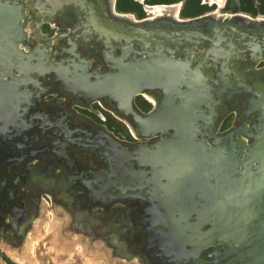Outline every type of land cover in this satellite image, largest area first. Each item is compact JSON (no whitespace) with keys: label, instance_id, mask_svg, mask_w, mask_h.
Listing matches in <instances>:
<instances>
[{"label":"water","instance_id":"water-1","mask_svg":"<svg viewBox=\"0 0 264 264\" xmlns=\"http://www.w3.org/2000/svg\"><path fill=\"white\" fill-rule=\"evenodd\" d=\"M81 1L86 4H78L77 0H0V128L15 125L12 124L13 115L17 117L19 110L26 109L21 100L27 105L26 101L34 98L27 86L30 87L35 77L43 76L47 69L43 63L31 62L35 58L34 50L25 52L20 46L25 44L21 23L26 15L24 8L27 13L42 12L54 18L60 17V13L56 12L63 10L64 4H71L77 10L74 15L78 21L85 20L89 27L97 29L96 32L104 30L111 37L110 45H106L111 51L121 45L117 38L126 34H120L116 25L110 29L98 10L100 6L97 1ZM51 4L57 5L54 12L50 10ZM115 4L116 0H113L112 13H109L110 10L108 13L119 16L122 13L116 11ZM145 8L143 5L147 13ZM151 18L147 22H138L133 29L125 28L128 36L125 45L120 48L138 53V57H129L127 52L111 60L108 70L101 74L96 70L87 73L88 62L83 59L78 64L72 62L62 66L61 70L52 68L49 71L55 74L54 78L67 93L89 101L106 98L121 106V112L135 123V137L155 138L150 148H143L141 155L137 150H128L111 139L106 147L113 154L111 159H106L107 168L101 175L108 172L105 180L116 183L122 188L120 192H127L122 196L129 194L143 198L147 195L156 204L158 210L152 212L158 215L162 225L163 232H160L169 246L167 254L175 256L174 251L177 253L176 264H190V261L187 262L189 258L197 259L199 252L206 247L212 248L208 256L212 260L210 263L198 260V264H264V92H259L254 100L249 99L243 111L245 117L255 113L253 130L241 121L239 127H230L223 135L215 137L212 146H209L202 137L199 125L205 122L204 113L210 107L211 89L207 83L199 80L201 71L197 67L192 69L186 61L166 57L161 49L166 43L167 47L164 48L167 53L171 54L177 49L185 53L195 46L208 59L211 56L220 59L221 64L229 58L235 60L232 54L245 52L248 61L257 64L259 60H264V57L254 56L255 53L264 52V19L255 24L251 20L247 26L250 29L244 31L233 20L244 19L240 13H233L232 19H226L225 15L217 18L213 14L184 18L183 21ZM200 18H204L205 30L193 22ZM257 28L260 30L256 31ZM207 31L213 33V41H210ZM89 32L96 37V32L90 29ZM134 45L141 51L133 50ZM150 48L156 50L155 56L146 52ZM142 54L146 57H140ZM236 82L244 86V83ZM219 87V93H226L225 89L230 85L223 82ZM151 88L160 89L162 97L151 111L141 115L132 108L133 97ZM166 133L168 136H164ZM242 135L252 140L249 146L244 144ZM190 158L191 162L188 160ZM179 159L183 160L182 166L186 165L182 171L183 167H178ZM130 160L149 165L150 176L146 177V171L131 169ZM124 161L128 169L121 175L112 174L118 169L117 166L120 173ZM161 188L172 189L173 200L168 205L160 196ZM179 215L186 220L185 225H177L179 221L175 217ZM223 216L230 220L227 221L228 225L225 224L227 228L219 243L201 242L192 250L191 242H197L201 236L196 237L195 233L188 240L189 236L183 233L192 227L185 226L196 224V220L208 224L213 217L219 222ZM192 219L194 222L190 223ZM202 225L199 226L200 230ZM212 226L210 223L201 231L206 234ZM186 247H189L188 250ZM180 260L182 262L179 263Z\"/></svg>","mask_w":264,"mask_h":264},{"label":"flooded vegetation","instance_id":"flooded-vegetation-1","mask_svg":"<svg viewBox=\"0 0 264 264\" xmlns=\"http://www.w3.org/2000/svg\"><path fill=\"white\" fill-rule=\"evenodd\" d=\"M27 15L23 19L24 23L27 22ZM62 15L53 18L55 27H53L54 24L51 26L47 22L43 23H47L56 30L59 29V25L61 27L67 23L72 24L69 22L71 18L69 15L67 16L66 13ZM145 15V17L149 16L148 13H145ZM70 28L73 29L72 26ZM56 30L54 36L57 34ZM42 34L46 37L44 33ZM30 40L31 38H28L25 34V43L37 42L36 40ZM46 40L41 42L42 45H38L37 42L38 49L36 51V56L41 59V65L43 63L44 67L48 69L45 70L46 73L52 68L61 70L62 66L74 62L69 56L78 54L80 59H77L78 56H76L77 62L74 63L78 64L81 59L87 60L89 62L86 66V72L96 70L101 74L108 70L111 60H116L128 52L118 47L111 51L109 47L97 42L93 35L90 39L83 38L81 35L72 36L71 40H66V45L59 47L60 53L54 54V57L57 58L54 60V57L50 58L51 54L45 51L44 44L45 42L48 43V40ZM32 47L31 52H33L36 44L33 43ZM164 47H167L166 43L161 47L162 55L179 61H186L185 63H188L192 69L197 67L201 71L199 80L207 83L211 89L210 107L205 109V122L201 126L199 125L206 144L212 146L215 137H220L232 126L239 127L241 121L248 123L243 122L250 130H253L252 126L256 123L255 113L245 117L243 111L249 99L254 100L259 92L262 90L264 92V60H259L254 67V64L246 65V60L238 58V54L241 55L242 52H238L231 55L235 56V60L229 58L221 64L220 59L211 58L213 56L208 59L195 46H192L190 50H186L185 53L177 49L171 54L167 53ZM170 47L180 48L179 46ZM133 50L136 52L141 51L135 45ZM195 50L197 52H194ZM146 52L153 56L156 50L150 48ZM127 54H129V57H138V53H133V51H129ZM185 56H188L187 60H184ZM262 56L264 57V52ZM140 57L145 58L146 56L142 54ZM90 62H92L91 65H89ZM183 71L185 72V70ZM50 73L53 72L50 71ZM54 75L53 73L50 82L46 83L42 80H39V82L32 80L30 87L27 86V90L31 92V96L34 98L26 101L27 105H25V101L21 100V104L26 106V109L24 111L19 110L17 117L13 115L12 124H15L13 127L10 125L7 128H0V242L4 243L3 248L0 247V260L5 261L7 264H20L13 261L7 255L6 250L15 251L19 256H22L26 249L23 235L25 231L31 229L25 228L30 227L35 220L40 223L48 219L52 220L53 216L47 213L49 211L54 213L53 220L60 213L64 222L67 223L73 218V215L76 219L84 218L86 210L91 205L105 206L114 201L128 200L138 207L139 226L147 233L145 247H154L156 250L154 253L150 252L151 258L148 261H145L146 258H143L140 254L124 252L128 260L130 258L136 259L140 264H152L154 260L157 261L156 264H176L177 253L174 251L176 256L167 254L169 246L168 242L166 244V238L164 239L161 235L160 231L163 232L162 225L157 217L158 215L152 212L158 210L156 204H153L147 195L143 198L139 196L132 197L129 194L122 196L121 194L127 192H120L122 191L121 187L116 186V183L105 180L109 173L106 172L105 177L102 176V171L106 167V159H111L113 154L110 148L106 147V144H110L114 140L128 150L135 149L141 154L143 148L151 147L155 138L134 137L128 131L127 124L115 117L111 110H115L121 117L123 116L136 129L135 123L124 115L120 107L112 100L100 98L89 101L86 98L78 97L76 94L67 93L60 87L59 81L53 80ZM236 79L244 83V86L238 85ZM223 82L228 83L230 87L225 89L226 93H219V85ZM144 92L149 93L156 99L162 97V92L158 88H151ZM138 98L144 101V106L136 104L135 99ZM57 100L61 101L58 102ZM73 102L77 109L72 108L73 113L71 115L67 110H70ZM233 103H236V107L238 104L242 108L241 111L237 110L239 114L238 121H232V124H230L231 122L229 124L228 122L223 123L227 119V114L234 113L236 117L235 110H231ZM153 106L143 97L142 93L133 97L132 108L141 115L151 111ZM90 116L95 117L99 123L96 124L91 121ZM109 117L114 122L116 121L122 125L129 139L125 138L113 125L108 124ZM223 124L225 130L218 131ZM164 136H168V133ZM123 165L126 166L127 162L124 161ZM124 166L120 167L121 173H119V167L117 166L118 169L114 170L112 174L121 175L126 168L128 169ZM129 167L137 172L146 171V177L150 176L149 165L130 160ZM71 174H74V176H71ZM160 181L165 182L164 179ZM72 183H77L79 186L73 187ZM59 186H63L64 189L69 187V189L62 190V195L58 197L54 189ZM34 190L37 191V194L42 193V200L37 199ZM36 200L37 202L40 201L38 205L35 203ZM133 209V205H126L120 211H117L116 215L122 222L121 228L119 222L115 224L118 233H126L127 235L133 233L131 238L134 240L137 231L127 219V214L131 211L133 213ZM189 221L193 223L194 219ZM78 227L80 226L78 225ZM202 228L205 229L206 227L203 226ZM15 239L20 241V246L23 244L20 252H18L19 248L13 250ZM138 239L141 240V238ZM139 243L136 241L135 244ZM186 248L188 250L189 247ZM201 252L202 250L199 252L197 259L190 257L187 262L198 264V260H205L210 263L212 257L208 256L211 254L212 248L205 254ZM180 262L182 261L180 260Z\"/></svg>","mask_w":264,"mask_h":264},{"label":"rangeland","instance_id":"rangeland-1","mask_svg":"<svg viewBox=\"0 0 264 264\" xmlns=\"http://www.w3.org/2000/svg\"><path fill=\"white\" fill-rule=\"evenodd\" d=\"M62 1H64V0H62ZM77 1H78V4H82L81 0H77ZM96 1H97L98 5L100 6V7L98 6L99 7L98 10L100 9L99 11L101 12L103 0H96ZM135 1L138 3H141L137 0H135ZM172 4H176L179 8V12L176 13L175 18L176 19L179 18V19L184 20V17H182L180 15V11L183 7V0H180V1L172 3ZM199 4L205 7L204 11L200 15L214 14L213 16H215L218 14V17H219L220 15H225V14L240 13V14H245L249 17H257V16L264 17V14H262L260 12H257L256 14H252L251 12L243 11L242 9L239 8L240 7V1H238V0H223V2L221 3L220 6H217L216 2L213 3L210 0H200ZM40 5H41V3H40ZM148 5H151V4H148ZM165 5H168V4H165ZM50 6H51L50 10H52L54 12V9H56L57 5L55 6V5L51 4ZM63 6H64V9L60 10L59 12H56V13H60V17L63 16L62 15L63 13H66L67 16L69 15L71 17L70 18L71 21L69 20V22H71L73 25L70 23H67V24L60 27V25L58 24L59 25L58 30L53 29L52 27H50L47 24L49 22L46 21V17H50L52 19L53 24H54L52 15H47L46 13H42V12H37V13L28 12L27 13L25 11V8H24V14H28L27 15L28 19L26 20L27 21L26 23H24V21L22 20V22L24 24V26L22 27V30L28 36V38L30 37L31 40H36L35 38L33 39L32 36L30 35L31 27L34 26L33 29H37V31H38V41L37 42L39 43L38 44L37 42H33L30 40L31 41L30 43L26 42L25 44H20V46L22 47V49L25 52H31V49L33 48L32 47L33 43L36 44L35 48H37L38 45L43 44V43H41L43 40L47 39L48 43L45 42V44H44L45 45V51L48 54H51V56H50V58H51V57H54V54L60 53L59 47L63 46L64 44L66 45V43H67L66 40H71L72 36L76 37V36L82 35L83 38L85 37L86 39H90L91 33L89 32V29L93 32L97 31V29L93 28L91 25H90L91 27H89V24L87 25L85 20L83 21L82 19H79V21H78V19L74 15V13H76V11H77V10H75L74 6H71V4H67V3L64 4ZM115 6H116V4H115ZM258 6H259V4L255 0L254 1V8L258 9ZM26 9H27V7H26ZM141 9H143V6L141 7ZM31 10L34 11L33 9H31ZM120 13H122V12H120ZM126 13L132 14L135 18H139L136 12L129 11V12H125V14ZM148 15H149L148 17H145L146 15L144 14L145 18L143 20L146 22H147V20L152 19L151 16H154L155 19L161 17V18H163L162 21H164L165 19L170 20L169 18H171L170 13H167L164 15H156L153 13L150 14V12H148ZM200 15H198V16H200ZM43 17H44V19H43ZM187 18H193V17H187ZM137 20H139V19H137ZM43 22H47V23H43ZM57 22H58V20H57ZM107 24H109V23L107 22ZM196 25L204 28L206 26V23L203 19V20H199L198 22H196ZM51 26H53V25H51ZM71 26L73 27V29L70 28ZM53 27H55V24ZM27 28H30V30H28ZM55 30H56L57 34L54 36ZM41 32L44 33L46 35V37H44ZM105 33L106 32L104 30H101V31L95 33L98 36L96 35V37H95L93 35L94 38L99 39L98 41L101 43V45H104V46L110 45V43H111L110 42L111 37H109ZM124 33L127 34V32H124ZM210 33L211 32L209 31L207 34H210ZM120 34H122V33H120ZM209 38H210V36H209ZM117 39L119 41H121V43H120L121 45H117V47L120 48V47L125 45L124 41L127 39V37L125 35H123V36L119 35ZM212 39H213V37L210 38V41H213ZM35 48H34V52H33V55L35 58L31 62L32 63L36 62L35 64H38L41 61V59H38V57L36 56L37 55L36 54L37 49H35ZM115 48H113V49H115ZM79 51H81V50H79ZM194 52H197V51L195 50ZM81 53H82V51H81ZM258 54L259 53H255L254 56L258 57L259 56ZM76 56H78V54L71 55L69 57L72 59V61L77 62V59H80V58H79V56H78V58ZM82 56H83V54H82ZM75 57L77 59H75ZM187 57L188 56H185L184 60H187ZM70 58H68V59H70ZM238 58H241L240 60H242V59L246 60L248 62V64H247V62L245 61L246 65H251V63L247 59V54L245 52H242L241 55L238 54ZM53 59L55 60L57 58L54 57ZM209 62H211V61H209ZM91 63L92 62H90L89 65H91ZM254 66H256V64H254L253 67ZM52 74L53 73H50V71L47 73L45 72L43 74V76L35 77V79L38 82H39V80H42L45 83L50 82V80H51L50 77H52ZM53 80L58 81L55 78H53ZM57 101L60 102L61 100H57ZM135 102H136V104H142L144 106V101H142L139 98L135 99ZM236 103H233L232 109H231V110H235L236 117L234 116V113H231L229 115L227 114L226 115L227 119H225L224 120L225 122H223V123L228 122V124H229L231 122L230 124H232V121H235V122L238 121L237 118H238L239 114H238L237 110L239 109L241 111L242 108L238 104L236 107ZM72 108L77 109L76 106L74 105V102L71 103L70 110H67L68 113L70 112L71 115L73 113ZM87 116H89V115H87ZM90 119H91V121L95 122L96 124L99 123L98 120L93 116H90ZM108 119H109L108 120L109 125H113L115 127V129L119 130L125 138L129 139L128 134L123 129L121 124L117 123L116 121L114 122V120L111 119L110 117ZM244 123L248 124L245 121H244ZM223 126H224V124L222 125V127L220 129H218V131L219 130L224 131L225 129ZM241 138L244 141V144L246 146L250 145V143L252 141L250 139V137L242 135ZM71 176H74V174H71ZM73 183H74V179H73ZM73 183H72L73 187L76 185L79 186L77 183H75V184H73ZM51 189H52V187H51ZM68 189H69V187L64 189L63 186H59V187H56L54 189V192H56L58 194V197H59L62 195L61 193H63V191L68 190ZM41 194H37V191L34 190V195L37 197V199L42 198ZM67 195H69V194H67ZM70 195H72V193H70ZM35 203L38 205L40 203V201L38 200V202H37V200H36ZM134 204L135 203H131L128 200H125V201H114V202H111L109 204H106L105 206L91 205L86 210V214H85L86 216L84 215L85 216L84 218L81 217V218L76 219V217L73 215V218H71L69 220V222H67V223L64 222V219H62V214H60V213H58L57 218L55 220H53L54 219V213L49 211L47 213H48V215L53 216L52 220L48 219V220L41 222V223L38 222V220H35L32 222L30 227L25 228V229L31 228L32 230L30 229V231H28V230L25 231V233L23 235L24 236L23 241H24V245H25L26 249L24 248L25 253L22 256H19L17 254V252H15V251L12 252L10 250H6V253L10 258L13 259V261L20 263V264H140L139 262H137L136 259L134 260V259L130 258L128 260V258L126 257V254L124 252H127L129 254H140V255H142L143 258H146L145 261H148L149 258H151L150 252L154 253L156 250L154 249V247H151V248L145 247L147 244V242L145 243V240L147 238V233H145L143 231V229H141L139 226L140 217H139L138 211H137L138 207H137V205H134ZM126 205H133L134 206L133 213H131L132 212L131 211L129 214H127V219H129V221L131 222L130 225L133 226V228L137 231V234H136L137 236L135 237L134 240L131 238V236H133V233L128 234V235L126 233L125 234L118 233L117 228H116V224H115L116 222L117 223L119 222V225H120L119 227L121 228L122 222L118 219L116 212L120 211V209ZM41 216L43 217V215H41ZM175 218H178V216H176ZM78 225L80 227H78ZM205 225H203V226L207 227L208 224H205ZM83 226H84V228H83ZM41 227L43 228V230ZM187 227H189V226H187ZM202 229L203 228H201V230ZM40 230H41V232H40ZM185 230H187V232L189 231L188 233L191 232V235H189L190 238L191 237L193 238L194 233H196V237L198 235L202 236V234H201L202 231L200 229H194V231L191 229L194 233H192V231H190L189 229H185ZM210 231H211V229H209L207 231L206 237H210L209 236ZM184 235L187 236V234H184ZM202 237H204V236H202ZM138 238H141V240H139ZM190 238H189V240H191ZM200 238L198 239V241H197L198 243L196 245H199L201 242L206 244V242H204V240H200ZM15 240H16V242L13 245V247H14L13 250L19 248L18 252H20L22 250L23 244L20 246L19 245V244H21L20 241H17V239H15ZM10 241H11V239H10ZM136 241H138L140 243L135 244ZM1 244L2 243L0 242V247L3 248L4 243L2 245ZM210 249H211V247H206L202 250L201 253L205 254ZM15 262H13V263H15ZM156 263H157V261L154 260L152 264H156ZM0 264H5V263L0 260Z\"/></svg>","mask_w":264,"mask_h":264},{"label":"bare ground","instance_id":"bare-ground-1","mask_svg":"<svg viewBox=\"0 0 264 264\" xmlns=\"http://www.w3.org/2000/svg\"><path fill=\"white\" fill-rule=\"evenodd\" d=\"M112 1L113 0H103V5H102V7H101V15L105 18V20L109 23V27H110V29H112L111 28V26L112 25H116V26H118V29H119V31H120V33H123V32H125V31H127V30H125V28L126 29H133L134 27H137V24H138V22H140V21H144L143 19L142 20H137L135 17H133V15L132 14H124V13H122L121 15H116V16H113V14H109V13H112L111 12V10L110 9H112L111 8V6H112ZM137 1H139V2H141V4L142 5H144L146 8V11H147V13L148 12H150V14L151 13H153V14H156V15H164V14H167V13H170L171 14V19H173V20H178V21H180V19H176L175 17H176V11H177V8H178V6L176 5V4H168V5H165V4H153V5H147V4H145L144 3V1L143 0H137ZM211 2H216V4H217V6H220L221 5V3L223 2V0H210ZM83 3V2H82ZM84 4V3H83ZM86 4V3H85ZM90 5V4H89ZM90 6H93V5H90ZM219 8V7H218ZM100 10V9H99ZM110 10V11H109ZM108 11H109V13H108ZM214 15V14H213ZM236 15H238V14H236ZM241 16H242V14H240ZM221 16H223V15H220L219 17H218V14L217 15H215V17H217V18H220ZM225 16H226V19L227 18H231L232 19V17H233V14H225ZM243 17H244V19L242 18V19H238V18H234L233 20H236V22L235 21H233V23L235 22L236 23V25L239 27V28H241V29H244V31H247V29H250L249 27L247 28V26H249V24H250V22H251V20L253 21V24H255V23H258V22H260V21H258V20H260V19H264V17H261V16H257V17H249V16H247V15H245V14H243ZM247 17V18H246ZM43 19H44V17H43ZM204 18H200V19H197L196 21L194 20L193 22H198L199 20H203ZM255 20V21H254ZM46 21L47 22H49L51 25H53V22H52V19L50 18V17H46ZM148 21V20H147ZM181 21H183L182 19H181ZM186 21V20H185ZM146 22V21H145ZM21 23H22V27L24 26V24H23V22H22V20H21ZM87 25H88V23H86ZM34 28V26H32L31 27V32H30V35L32 36V38L34 39H36V41H38V31H37V29H33ZM28 30H30V28H27ZM204 30H205V27H204ZM260 30V28H257L256 29V31H259ZM209 31H207V33H208ZM24 35H25V33H24ZM125 36H128V33L125 35ZM209 36H210V38L211 37H213V33L211 34H209ZM23 40H24V37H23ZM213 40V39H212ZM259 56L258 57H263L262 56V53L260 54H258ZM36 63V62H35ZM34 63V64H35ZM40 63V65H41V61L39 62ZM38 63V64H39ZM188 77V76H187ZM31 83H32V81H31ZM142 95H143V97L149 102V103H151L152 105H156L157 104V100L158 99H156L154 96H152V95H150L149 93H146V92H142ZM101 104V103H100ZM103 104V103H102ZM104 107V106H103ZM120 108H122L121 106H120ZM111 113L115 116V117H118L119 119H121L124 123H126L127 124V126H128V131L135 137L136 135H137V133H136V130H137V128L135 129V128H133L132 127V125L128 122V121H126L123 117H121V115H119L115 110H111ZM139 148V147H138ZM108 154V153H107ZM141 155V154H140ZM140 155H138V156H140ZM109 157V156H108ZM58 158V157H57ZM59 159V158H58ZM109 159V158H108ZM115 159V158H114ZM61 160V159H60ZM188 160H190V162H191V158L190 159H188ZM179 162H180V165L178 166V167H180V166H182L183 165V160H181V159H179L178 160ZM189 163V162H188ZM170 164V163H169ZM115 166H116V164H115ZM124 166V165H123ZM186 165H184V166H182L183 168L181 169V171L184 169V167H185ZM124 167H127V166H124ZM160 167H162L163 168V165L162 164H160ZM121 173V172H120ZM49 175V174H48ZM48 175H46V176H48ZM159 192H160V196L162 197V200H164V202L166 203V205H168V204H170V202H171V200H173V198H172V189H168V190H166V189H163V188H161V189H159ZM161 208H163V206L161 207ZM151 209V208H150ZM183 216V215H182ZM184 217V216H183ZM211 217V216H210ZM185 218V217H184ZM174 219V218H173ZM175 219H178L177 221H179L178 223H177V225L178 226H180V224H183V225H185V221L186 220H184L180 215H179V217L178 218H175ZM228 220H230L227 216H223V219H222V221L220 222H218L217 221V219L216 218H211L210 219V222L208 223V224H210L211 223V225H213L212 227H211V231H210V233H209V236L211 237H206L207 235V233L206 234H204V232H202L203 234H202V236H204V237H202L201 235V238H200V240H204V242H206V244H209V243H214L215 245H217V243H219V239L221 238V237H223V233H224V231H225V229L227 228V225H228V223H227V221ZM182 222V223H181ZM189 223V222H188ZM202 223H203V225H205L206 223L204 222V221H199V220H196V224H194V225H188L190 228L192 227V230L194 231V229H200L199 228V226L200 225H202ZM221 224H224L223 226L221 225ZM225 224H227V225H225ZM202 225V226H203ZM185 227H187V226H185ZM190 231H192L191 229H189ZM192 231V233H194ZM189 232V231H188ZM187 232V230H185V233L184 234H187V236H189V235H191V232L190 233H188ZM195 234V233H194ZM199 235L197 236V237H200ZM189 238H190V236L188 237V240H189ZM190 239H192V237L190 238ZM198 242H191V244H190V247H191V249L193 250L194 248H195V246H196V244H197ZM200 245V244H199ZM176 256V255H175Z\"/></svg>","mask_w":264,"mask_h":264},{"label":"trees","instance_id":"trees-1","mask_svg":"<svg viewBox=\"0 0 264 264\" xmlns=\"http://www.w3.org/2000/svg\"><path fill=\"white\" fill-rule=\"evenodd\" d=\"M180 0H145L144 3L148 4H172ZM200 0H183V7L180 11V15L184 18L195 17L200 15L205 7L199 4ZM240 1V9L246 12L256 14L260 12L264 14V0H256L259 4L258 9L254 8L255 0H238ZM143 5L135 0H116V11L118 12H136L138 17H144V10L141 9ZM143 10V11H142Z\"/></svg>","mask_w":264,"mask_h":264}]
</instances>
